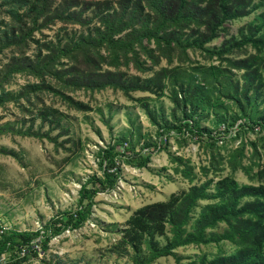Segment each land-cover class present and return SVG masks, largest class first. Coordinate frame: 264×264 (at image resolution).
I'll return each mask as SVG.
<instances>
[{"label": "trees", "instance_id": "trees-1", "mask_svg": "<svg viewBox=\"0 0 264 264\" xmlns=\"http://www.w3.org/2000/svg\"><path fill=\"white\" fill-rule=\"evenodd\" d=\"M251 15L252 21L229 34L227 24ZM52 28L56 32L49 38L44 33ZM220 35V45L211 46ZM188 52L209 63L192 60ZM162 60L166 66H160ZM130 68L146 77L130 74ZM16 77L26 83L12 89ZM106 90L127 100L147 93L171 103L169 121L162 110L137 100L156 127L157 141L141 149L158 147L174 132L183 138L175 137L179 146L197 137L209 153L208 164L200 167L207 179L199 185L193 184L197 173L190 161L171 155L175 172L191 186L136 209L118 232L115 250L128 255L130 264L168 257L179 264L178 249L228 243L233 253L219 250L187 264H264V0H0V108L19 114L14 124L0 126V136L47 141L56 149L65 137L63 146L74 145L69 120L54 104L85 114L91 107L72 95ZM237 121L243 125L236 135L221 140ZM232 141L236 147H227ZM124 143L125 152H118ZM135 148L122 137L98 150L101 174L81 186L76 208L55 214L39 230L0 236V264H26L40 252L39 260L47 262L49 242L66 230H79L90 217L94 196L115 189L120 164L147 165L150 154ZM222 151L232 174L208 178L222 171ZM0 154L20 162L12 151L1 148ZM238 170L249 184L237 182Z\"/></svg>", "mask_w": 264, "mask_h": 264}, {"label": "rangeland", "instance_id": "rangeland-1", "mask_svg": "<svg viewBox=\"0 0 264 264\" xmlns=\"http://www.w3.org/2000/svg\"><path fill=\"white\" fill-rule=\"evenodd\" d=\"M253 17L251 15L239 22L227 24L229 34L235 35L238 27L252 21ZM55 32L56 29L52 28L44 34L51 38ZM223 39L224 36L220 35L211 46H219ZM32 50L33 46L29 53ZM188 53L194 61L209 63L198 55ZM160 66H166V62L162 60ZM129 73L146 77L132 68ZM25 83L24 78L16 77L12 89ZM72 96L91 107L90 112L82 114L69 110L60 103L54 104L69 120L74 145L69 143L63 146L61 143L65 137L58 139L60 144L56 149L47 141L0 136V149L12 151L20 161L0 154V222L11 230H39L55 214L74 210L81 186L92 175L101 174L96 156L98 150L112 144L114 140L125 137L136 149L145 142H155L156 127L150 124L137 102L138 99H144L158 111L162 110L167 120H171L169 115L173 107L167 97L156 99L147 93H134L133 100H127L120 93L110 90L94 94L77 92ZM18 115L12 107L0 108V126L4 123L14 124L19 119ZM202 125L209 126L206 121ZM247 137L255 139L252 134ZM226 143L227 147L235 148L237 145L233 141ZM221 153L223 155L225 151ZM171 155L190 161L197 173L193 184L199 185L207 179L200 172V167L208 164L209 153L199 146L198 141L187 140V144L179 146L171 138L164 149L151 153L149 162L143 169L120 164V178L115 189L94 196L90 217L84 225L79 230H66L53 238L45 254L47 262L39 260L44 257L40 252L39 259H31L26 264H130L128 255L115 250L120 237L118 232L129 216L143 205L165 201L171 194L187 190L191 186L175 172L177 166L171 162ZM226 156L223 155L224 161L220 165L222 171L217 175L209 173L208 178L217 180L232 174L226 165ZM248 162L245 160L244 164L247 165ZM233 176L239 184L250 183L240 170ZM158 240L161 244L164 243L163 238ZM219 250L224 254L234 252L230 244L222 243L218 246L212 244L181 248L176 250L175 256L180 259L179 264H187L199 255L211 258ZM154 264H176V260L168 257Z\"/></svg>", "mask_w": 264, "mask_h": 264}, {"label": "built area", "instance_id": "built-area-1", "mask_svg": "<svg viewBox=\"0 0 264 264\" xmlns=\"http://www.w3.org/2000/svg\"><path fill=\"white\" fill-rule=\"evenodd\" d=\"M241 125H243V122L242 121H237L235 123V125H233L232 127H230L229 131L225 132V134L221 133L220 139L222 140V139H225L226 138V140H227L230 137H234L236 135V132L238 131V129H239V127ZM223 130H224V126H221L219 128V131H223ZM213 134H215V133H213ZM170 136L171 137L169 139H171V138H174L175 139V137H177L178 139H183L181 135H177L174 132H171L170 133ZM187 136H188V134H185L184 135V137H187ZM166 138H167V136L166 137H163L161 140H159L158 141V144H157L158 147H156V148H154V147H151V148H148V149L147 148H142V149L141 148H138V149L135 148L136 149V152H140L142 155H145L146 153H149L151 155V153L153 154V152H155V151L159 152V151H161L160 150L161 149L160 148L161 144H162V146L163 145H166V143L169 141ZM193 141H197V137H194L193 138ZM236 144H238V142H236ZM126 147H127V144L124 143V144H122L121 147H117V150H118V152L123 153V152H125ZM9 230H11V229H9L6 225H4V224H2L0 222V236H2L3 234H5Z\"/></svg>", "mask_w": 264, "mask_h": 264}]
</instances>
